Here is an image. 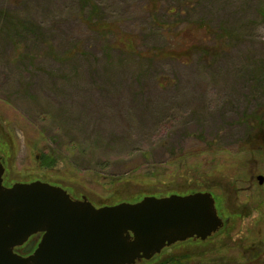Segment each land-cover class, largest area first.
<instances>
[{
  "label": "rangeland",
  "instance_id": "obj_1",
  "mask_svg": "<svg viewBox=\"0 0 264 264\" xmlns=\"http://www.w3.org/2000/svg\"><path fill=\"white\" fill-rule=\"evenodd\" d=\"M93 1L100 10L93 20L115 30L87 25L90 7L81 0H0V8L28 12L59 53L52 58L47 44H35L37 60L19 64L3 57L17 45L0 46L5 186L41 180L96 207L211 192L224 220L218 232L137 264H264V182L257 179L264 149L245 143L246 116L264 106V0H190L192 8L180 0L191 9L178 18L168 11L177 0H161L155 10L149 0ZM175 19L226 23L236 39L208 65L198 55L189 63L132 59L108 48L125 34L144 56L204 35L167 34L160 25ZM71 48L81 55L62 62Z\"/></svg>",
  "mask_w": 264,
  "mask_h": 264
},
{
  "label": "water",
  "instance_id": "obj_2",
  "mask_svg": "<svg viewBox=\"0 0 264 264\" xmlns=\"http://www.w3.org/2000/svg\"><path fill=\"white\" fill-rule=\"evenodd\" d=\"M4 173L0 158V264H134L224 225L211 192L96 207L41 180L5 186ZM37 232L44 235L34 253L14 251Z\"/></svg>",
  "mask_w": 264,
  "mask_h": 264
},
{
  "label": "trees",
  "instance_id": "obj_3",
  "mask_svg": "<svg viewBox=\"0 0 264 264\" xmlns=\"http://www.w3.org/2000/svg\"><path fill=\"white\" fill-rule=\"evenodd\" d=\"M160 1L161 0H149L154 10L156 9L157 5H159ZM188 2L191 4L192 8V2H190V0H188ZM81 4L82 6L90 7L86 8L88 10L86 11L85 9L83 14L84 22L87 25L99 32L115 30V28L112 27L113 24L111 23H102L93 20V17H95L94 15L99 14L100 11L98 5L93 0H81ZM191 8L190 5H182L180 0H177V3L174 5V7H171L168 11L169 14L175 13L176 18H178L179 16H182V14L188 13ZM153 9L151 8L150 10ZM27 13L23 17L18 11L9 8H0V46L5 47L3 46V43L5 42L12 43L14 47L15 45H17V47L14 48L15 51H12V53L8 54L7 56L3 55V57L5 56L4 59L7 62H13L14 60H16L19 64L23 62H26V64L28 65L32 64L37 60V58L35 57L36 54H34V50H32V47L35 44L38 45L40 43L48 45L50 49L48 51L50 55H52V58H56V56H59V53L56 51L55 47L53 48V39L51 40L49 37L48 39H44L43 28L29 16H27L29 14ZM258 14H260V17L264 15V6L260 7ZM178 21L180 20L175 19L172 22H165L160 26L169 35L173 34L175 29H177V35L180 36L193 33L197 30H201L204 35H202L199 40L189 43V45L183 49L169 48L161 50L160 53L145 52L143 54L144 56H141L142 54H139L140 52L129 48L132 44V39L125 34H121L118 37V41H116V43L114 44L112 43V46L109 45L108 48L111 50L117 49L120 53L124 55L127 54L132 59L135 57L145 59H154L155 57H160L181 60L183 62L189 63L193 61L195 55H198L199 59L203 63H215V61L219 60L221 54H224L230 47L231 41L236 39L234 31L231 28L226 27V23H224L223 25L218 24L217 26H213L211 23L206 22V20L204 19L196 20L194 21V23L189 22L187 24H183V22L181 21L177 23ZM31 36H34L35 39L30 40ZM39 39L41 40V42ZM29 40L32 44L31 47L27 44ZM20 44H25L26 46H28V48L30 47L31 49L27 50V48L26 50H21V48L18 47V45ZM73 48L68 51L70 52L69 54L66 53L60 58L62 62H72L76 60L79 55H81L82 50L79 51L78 49H75L71 52ZM82 53L85 54L84 51ZM38 54L40 55L39 52ZM254 69L255 68L251 69V72L253 74L255 72ZM252 73L250 74L251 76ZM26 90L27 89L23 87L21 88V91L16 95H21L20 93L24 94ZM7 100L12 102V100L9 98H7ZM33 100L39 102V100L36 98H34ZM246 117V124L248 125L250 133L245 143L252 144L254 145L253 147H257V149L259 150L264 149V106L258 108L255 112ZM257 255L258 253L255 254V256Z\"/></svg>",
  "mask_w": 264,
  "mask_h": 264
},
{
  "label": "flooded vegetation",
  "instance_id": "obj_4",
  "mask_svg": "<svg viewBox=\"0 0 264 264\" xmlns=\"http://www.w3.org/2000/svg\"><path fill=\"white\" fill-rule=\"evenodd\" d=\"M31 182V181H30ZM14 184V183H13ZM11 184V185H13ZM4 185H5V175H4ZM10 185V186H11ZM61 187V186H60ZM63 188V187H62ZM67 191V193L70 195V197L73 199V200H80V201H84V197L81 196V197H76L73 195V192L70 191L69 189H65ZM96 206V205H95ZM44 233L43 232H37L35 234H32L23 244L21 245H18L14 248V251L22 256H29L31 255L32 253H34V251L38 248V245L39 243L41 242V239L43 237ZM194 239L196 240H200V239H197V238H191V239H188L186 241H181V242H177V243H185L187 241H193ZM175 243V244H177ZM175 244L173 245H170V246H166L162 249V251L160 253H157L155 254L152 258H155V256H158V255H161L164 251L172 248V246H174ZM142 260H146V259H142ZM141 261V260H139ZM139 261H137L136 263L134 264H137Z\"/></svg>",
  "mask_w": 264,
  "mask_h": 264
}]
</instances>
